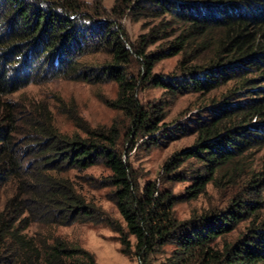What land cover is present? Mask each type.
<instances>
[{"label": "trees", "instance_id": "16d2710c", "mask_svg": "<svg viewBox=\"0 0 264 264\" xmlns=\"http://www.w3.org/2000/svg\"><path fill=\"white\" fill-rule=\"evenodd\" d=\"M103 1L0 2V264H97L94 254L56 235L75 222L109 226L121 252L141 264L165 254L158 264H264V160L259 169L251 160L264 148V0H115L110 12ZM123 16L151 22L141 43L130 42L117 21ZM158 39H168L166 48L148 52ZM97 52L106 58L84 60ZM176 55L171 80L153 78L154 86L176 96L227 88L194 121V145L165 165L170 173L185 159L198 163L204 174L193 178L188 197L156 182L142 187L121 143L139 136L159 143L165 109L145 106L138 89L159 61ZM134 58L137 77L128 68ZM50 73L116 82L110 105L128 120L124 134L117 125L65 133L48 105L13 98ZM100 164L111 171L102 186L114 188L110 199L125 225L82 194L71 175ZM209 183L229 190L224 204L180 220L176 204Z\"/></svg>", "mask_w": 264, "mask_h": 264}, {"label": "rangeland", "instance_id": "374dc122", "mask_svg": "<svg viewBox=\"0 0 264 264\" xmlns=\"http://www.w3.org/2000/svg\"><path fill=\"white\" fill-rule=\"evenodd\" d=\"M84 1L92 6L95 5V0ZM114 2L115 0H104L103 5L110 12ZM117 19L125 28L130 42L141 43L143 37L149 33L150 21H136L129 16ZM108 20L111 19L108 18ZM167 40L154 41L156 43L148 48V52L164 50L168 43ZM105 58L104 53L97 52L88 55L84 60L91 62ZM180 58L181 55L164 57L157 63L152 79L149 82L140 83L138 89L139 100L145 106L157 105L165 109L163 124L166 129L158 136L159 143L152 144L153 140L148 136H139L130 141L124 139L125 141L121 143L124 159L128 160L132 166L142 187L146 182H156L164 189H171L176 195L188 197L189 188L194 182L193 178L198 174H204V172H198L200 170L198 163L192 159H185L180 167L170 173L165 171V165L174 155H179L194 145L198 137L194 131V121L201 120V117L206 115V111L212 105V99H219L227 88L224 87L207 96L199 94L176 96L163 87L154 86L153 78L155 80H171ZM128 66L131 71H135V77L141 75V73L139 74L141 72L140 63L135 58ZM51 74L44 79H33L34 84L13 98L17 101H32L36 104L48 105L53 112L58 128L65 133L86 136V132L90 129L111 128L113 125H117L124 134L128 120L121 110L110 105V102L117 99L119 94V86L116 82L109 80L101 83H89L82 80L53 77ZM176 126L181 129L175 133V136L170 135V132L165 133ZM164 135H169L172 138L163 137ZM251 160L254 168L259 169L264 160V148L255 151L251 155ZM110 174L111 171L102 164L92 166L84 171L71 172L82 194L96 200L115 219L125 225L122 215L110 199L109 194H112L114 188L102 186L101 180ZM227 194H229V190L209 183L206 191L198 197L184 199L177 203L176 214L180 220H187L214 205L222 204L225 202ZM3 200L4 196H1L0 203ZM56 235L65 237L94 254L97 264H141L138 258L126 256L121 252L119 235L105 224L75 222L69 226L59 227ZM131 239L134 240L133 237ZM172 250V245L165 247L166 252ZM165 255L155 256L154 264L163 261Z\"/></svg>", "mask_w": 264, "mask_h": 264}]
</instances>
